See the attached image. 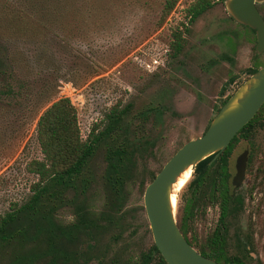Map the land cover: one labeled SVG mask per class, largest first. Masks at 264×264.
Masks as SVG:
<instances>
[{"label": "rangeland", "instance_id": "rangeland-1", "mask_svg": "<svg viewBox=\"0 0 264 264\" xmlns=\"http://www.w3.org/2000/svg\"><path fill=\"white\" fill-rule=\"evenodd\" d=\"M165 1L0 0V88L10 90L0 97V214L30 195L35 176L25 171V164L41 159L35 123L59 98H68L74 107L82 140L110 107H126L117 141L125 139L137 148L116 197L108 196L102 181L100 144L88 161L83 191L66 196L71 204L52 201L51 214L59 225L72 220L76 206L105 218L69 248V264H128L152 244L140 183L145 186L149 175L156 174L183 143L205 131L221 101L247 78L246 69L264 66V48L255 54L253 33L229 16L224 1L215 0L189 22L184 10L191 1L176 0L157 26ZM257 9L264 19V2ZM175 27L183 30L181 47L167 59L165 50ZM153 58L158 65L144 70L143 64ZM261 121L264 109L249 141L238 138L232 145L231 174L233 160L244 148L253 156L236 193L248 191L255 166L264 172V127L257 126ZM191 178L190 174L176 194L174 216ZM243 205L245 213L259 212L257 227L264 230V192L256 191ZM216 213L206 208L204 217L194 222L196 232H207Z\"/></svg>", "mask_w": 264, "mask_h": 264}, {"label": "trees", "instance_id": "trees-1", "mask_svg": "<svg viewBox=\"0 0 264 264\" xmlns=\"http://www.w3.org/2000/svg\"><path fill=\"white\" fill-rule=\"evenodd\" d=\"M190 1L184 15L192 22L211 8L215 0ZM175 3L176 0L164 2L157 26L171 13ZM183 29L186 30V27L183 26ZM182 33L183 30L177 27L170 32L167 59L178 53ZM256 70H249L248 75ZM9 92L7 87L0 88V97ZM263 106L264 103L259 110ZM125 113L126 107L119 109L118 104L113 105L104 113L102 120L91 125L84 140L80 138L76 112L68 98L55 100L40 113L34 131L41 159L30 160L24 168L28 174L35 176L29 186L30 195L22 204L11 203L8 210L0 214V264L71 263L73 255L69 248H73L83 236L98 229L105 218L94 216L91 211L76 206L72 220L59 225L54 222L50 205L53 200L71 204L66 196L70 194L74 197L83 191L88 183V161L100 144L104 146L102 181L108 196H117L129 158L132 159L137 151L127 140L117 141L118 134L122 133ZM255 118L256 115L238 131L237 136L247 138ZM234 140L217 157L210 155L192 169L184 205L175 215L182 235L186 234V221L193 213L202 212L206 204L214 201L221 214L228 211L230 196L227 157ZM153 177L154 174H150L149 181ZM139 188L143 191V183H140ZM112 214L106 216V219H110ZM106 223L109 224L108 220Z\"/></svg>", "mask_w": 264, "mask_h": 264}, {"label": "water", "instance_id": "water-1", "mask_svg": "<svg viewBox=\"0 0 264 264\" xmlns=\"http://www.w3.org/2000/svg\"><path fill=\"white\" fill-rule=\"evenodd\" d=\"M229 16L255 33V52L264 48V22L255 5L264 0H224ZM264 103V66L249 75L212 117L206 130L182 144L162 165L142 192V207L152 242L166 264H218L198 254L183 238L175 224L171 206V186L187 168L210 155L222 152ZM244 152L234 165L230 180L233 189L240 185L245 167Z\"/></svg>", "mask_w": 264, "mask_h": 264}, {"label": "flooded vegetation", "instance_id": "flooded-vegetation-1", "mask_svg": "<svg viewBox=\"0 0 264 264\" xmlns=\"http://www.w3.org/2000/svg\"><path fill=\"white\" fill-rule=\"evenodd\" d=\"M261 18L264 22V19L262 16ZM247 28L249 29V31L253 33L254 41H255L254 30L250 29L249 27ZM254 47H255V44H254ZM253 50L255 52V48ZM254 68L259 69L260 67L255 66V67L246 69L245 72L247 73V77L249 76L248 71ZM229 79H232L233 81L234 76H231ZM229 79H228V83H231L232 81H229ZM229 96L225 97L221 101L220 107L225 103V102L224 103L222 102L226 101L229 98ZM220 107L216 109L215 114L220 109ZM263 109H264V106L263 108H261V110L256 112L255 114L256 118L254 122L257 120L258 115L261 113ZM254 122L251 127L252 131L247 136V138L237 136V134L233 137L235 138V140L231 143L230 153L227 157V166H228V159L230 158V155H231V149H232L233 143L238 138L243 139L246 142H248L253 133ZM257 126L264 127V121L259 122ZM244 152L246 153L245 155L246 160H245V167L243 170V177H242L240 185L233 189L230 183V180L234 173V165L238 157L241 156ZM215 157L217 156H214V158ZM252 157H253L252 150L251 149L248 150L247 148H244L238 155H236V157L233 160L232 174L228 167V172H229V177H228V187H229L228 189L229 190L228 191H229V196H230V202L228 203V211L224 214H221L219 212L218 204L212 201L210 204H206L203 207L202 212L193 213L190 216V219L186 221V229H187L186 234L185 235L181 234L184 240L198 254L218 264H264V230L257 227V221L259 220L258 219L259 212L257 213L256 212H250V213L246 212L245 213L244 205H243V202L247 199L252 198V195H254L256 191L258 192V194L260 191L264 192V172L262 171L260 166H255L254 170L252 171L253 172L252 182H251L252 184L249 187L248 191H246L244 194L236 193V191L241 187L246 174H248V172L250 171V168L252 167V164H251L253 162ZM183 205H184V196H183ZM206 208H215L217 210L216 218L211 228L204 234H200L196 232L193 225L196 220H201V218L204 217L205 215L204 211L206 210ZM175 224H176V218H175ZM128 264H166V263L152 242V244L145 246V248H143L142 251L138 252L136 255L131 257L128 260Z\"/></svg>", "mask_w": 264, "mask_h": 264}, {"label": "bare ground", "instance_id": "bare-ground-1", "mask_svg": "<svg viewBox=\"0 0 264 264\" xmlns=\"http://www.w3.org/2000/svg\"><path fill=\"white\" fill-rule=\"evenodd\" d=\"M191 169L187 168L184 170L175 180L173 185L171 186V195H170V203L171 206H174L175 204V197L177 192L184 186L188 178L190 177Z\"/></svg>", "mask_w": 264, "mask_h": 264}, {"label": "built area", "instance_id": "built-area-1", "mask_svg": "<svg viewBox=\"0 0 264 264\" xmlns=\"http://www.w3.org/2000/svg\"><path fill=\"white\" fill-rule=\"evenodd\" d=\"M166 52H167V50H165V55H166ZM157 65H158V62H157L156 58H153L150 61L143 64V69L149 72L150 70H152Z\"/></svg>", "mask_w": 264, "mask_h": 264}]
</instances>
